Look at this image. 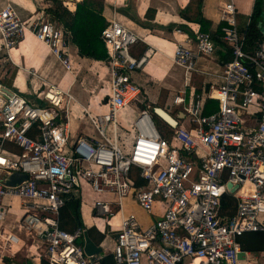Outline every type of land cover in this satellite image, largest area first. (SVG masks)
Wrapping results in <instances>:
<instances>
[{
  "label": "built area",
  "instance_id": "obj_1",
  "mask_svg": "<svg viewBox=\"0 0 264 264\" xmlns=\"http://www.w3.org/2000/svg\"><path fill=\"white\" fill-rule=\"evenodd\" d=\"M72 1L62 3L71 8ZM219 13L220 39L230 58L217 69L198 65L199 60L211 62L216 50L210 32L197 31L193 45H175L172 62L185 76L196 72L212 79L206 93H193L186 106L183 96L173 98L188 124L173 126L170 139L161 135L149 105L132 108L140 88L131 73L142 67L151 49L132 56L139 35L116 13L101 31L109 69L105 110L93 115L83 109L96 136L70 135L67 121L76 101L70 85L49 82L41 94L33 91L40 101L33 103L16 92L8 94L0 81V260L13 259L24 245V257L38 264L42 258L46 264L99 263L103 253L83 250L85 229L70 232L59 226L64 198L80 197L86 183L95 193L115 195L94 201L95 216L111 217L126 196L147 213L157 203L162 206L146 228L133 214L121 216L111 249L114 264H240L237 237L264 232V39L252 52L245 51L233 1L221 5ZM26 32L71 71L62 27L44 12L22 20L13 4L5 3L0 9L3 49L13 48ZM205 96L216 101L207 114L202 113ZM14 172L26 178L5 184ZM224 195L236 199L230 215L222 210ZM13 200L19 201L20 214L10 226L5 220Z\"/></svg>",
  "mask_w": 264,
  "mask_h": 264
},
{
  "label": "crops",
  "instance_id": "obj_2",
  "mask_svg": "<svg viewBox=\"0 0 264 264\" xmlns=\"http://www.w3.org/2000/svg\"><path fill=\"white\" fill-rule=\"evenodd\" d=\"M62 1V0H61ZM82 0H73L72 7L67 8L74 12L76 3ZM102 4L101 16L108 22V18L116 13V16L122 20L128 27L139 35V40L131 48V54L134 57H140L148 48L151 53L146 58L142 67L131 73L132 81L139 86V101L132 104L134 111L140 107L149 105L150 110L159 107L167 112L174 120L175 124H169L160 116L155 114L162 122V125L170 128L169 139L173 126L187 125L188 119L182 110L181 105L173 102L175 96H183L185 106L191 99L193 93L206 92L208 89L207 81L212 77L196 72L184 75L183 69L172 62V54L178 41L184 44H192L195 40V33L199 30V25L194 22L184 20L179 11L188 0H98ZM228 0H203L202 14L211 22L210 33H213L221 25L220 6ZM236 8V21L238 25L248 21L252 11L254 0H250V7L247 16H242ZM11 2L17 10L22 20L31 21L37 13L45 12L46 8L52 5L50 0H0V9L5 3ZM63 4V3H62ZM151 8L153 11L147 16L146 11ZM180 29V33L174 30ZM67 48L71 60V71L66 72L59 59L49 52L48 47L37 40L32 33L26 32L23 38L7 52L3 49V40L0 35V81L5 88L11 92H16L29 99L34 97V90H41L47 83H56L64 88V85H70V89L78 83L83 84L90 92L87 95V104H83L75 97V102L71 104L72 111L77 110L82 115L75 117L69 113L67 127L71 136L79 133H86L96 136L90 125L84 118L83 109L101 113V109L106 95L109 91V69L106 60H94L78 55L77 48L66 35ZM216 50L211 57V62L204 63L198 61V65L211 67L214 70L216 65L225 61L227 57L226 48L216 44ZM69 75L71 80L68 82ZM67 82V83H66ZM83 88V87H82ZM207 88V89H206ZM97 96V99L94 97ZM142 97V98H141ZM102 100V103H99ZM99 101V102H97ZM136 108V109H135ZM130 112V111H129ZM132 112V111H131ZM154 116V115H153ZM154 118V117H153ZM65 120L64 117L61 118ZM250 123L254 120L249 117ZM168 139V138H167ZM75 198H78L75 196ZM13 208H19V201L13 200ZM17 206V207H15ZM223 210V208H222ZM7 216L10 226L15 223L17 212L11 211ZM117 212V213H116ZM162 213L161 204H156L153 212H145L132 197L126 196L121 200V206L115 208V213L111 217H117L118 224L121 216L133 214L140 224L141 228H146L152 221L157 219ZM91 214L94 216L93 211ZM227 214V213H226ZM107 217V216H103ZM110 218V217H109ZM85 228V227H84ZM119 228V226H118ZM117 228V229H118ZM115 231H112L111 243L107 248L101 247V240L94 236L93 242L101 247L103 255L111 254L114 243ZM37 246V245H36ZM244 251V250H243ZM16 254L13 259H8L9 264H38L31 256ZM264 255V251L253 253L244 251L241 260H248L250 257L257 260ZM240 260V262H241ZM45 262L42 258L40 264ZM46 263V262H45ZM254 264V262H253ZM258 264V263H257Z\"/></svg>",
  "mask_w": 264,
  "mask_h": 264
},
{
  "label": "trees",
  "instance_id": "obj_3",
  "mask_svg": "<svg viewBox=\"0 0 264 264\" xmlns=\"http://www.w3.org/2000/svg\"><path fill=\"white\" fill-rule=\"evenodd\" d=\"M52 5L46 8L45 12L52 21L58 24L69 36V40L77 48L80 56L91 58L94 60H106L107 53L104 43L101 39V31L106 26L107 20L101 16L102 4L98 0H82L76 3L74 12L68 10L61 0H50ZM203 0H188L186 5L180 9L181 17L188 21L199 25L200 31H210L211 22L202 14ZM153 10L148 8L146 15L148 16ZM264 13V0H254L249 19L244 24L238 25L237 29L244 35V50L252 52L258 43L264 39L260 29L256 25L257 20ZM212 37L216 44L226 48L221 41L220 28L216 29ZM227 57L230 58L226 49ZM207 89V88H206ZM207 91V90H206ZM206 93V92H204ZM216 108V101L205 96L202 113L207 114ZM153 113V111H151ZM155 116V114H153ZM155 121V120H154ZM155 124L161 135L169 138L170 131L165 126ZM223 211L232 214L235 209L236 199L230 195H224L221 198ZM59 226L67 231H74L76 228H84L79 213V198L68 195L64 198V203L59 210ZM237 242L244 251L259 253L264 251V232L263 231H245L237 237ZM101 264H114L112 254H106L100 261ZM42 264H46L44 261Z\"/></svg>",
  "mask_w": 264,
  "mask_h": 264
},
{
  "label": "rangeland",
  "instance_id": "obj_4",
  "mask_svg": "<svg viewBox=\"0 0 264 264\" xmlns=\"http://www.w3.org/2000/svg\"><path fill=\"white\" fill-rule=\"evenodd\" d=\"M237 9L240 11L242 16H247L248 15V10L250 7V0H234ZM71 75H69V79L68 82L71 80ZM67 83V82H66ZM67 87V84L64 85V88ZM83 87V88H82ZM44 87L40 90V94L43 92ZM71 94L76 97L80 102H82L83 104H87V95H90L89 90L83 85L77 82V84H75L71 89H70ZM142 98V97H141ZM29 99L32 100L33 103H40L39 98H34L32 96L29 97ZM94 99H97V96L94 97ZM100 101V100H99ZM97 101V102H99ZM103 101L101 100L99 103H102ZM101 105V109H103L104 103L103 105ZM136 109V108H135ZM72 111V109H71ZM70 111V114H71ZM130 110H128L129 112ZM90 112L93 115H96L97 112H94L93 110H90ZM103 112V111H102ZM72 115L75 117L81 116L82 114L77 111L74 110L72 111ZM129 116H132V112H129ZM123 115H120V121H121V125H125L126 121L122 118ZM154 120L156 121V123H158L159 125H162L163 122L157 117V116H153ZM165 126V125H163ZM166 129H168L170 131V128L166 127ZM79 198V213H80V219L82 224L85 227V230L88 233V236L94 240V236H96L99 240H101V244H102V248L105 247L107 248L108 245H110L111 243V239H112V235L110 234L112 231H115V229L118 228L119 224H118V220L117 217H100V216H93L91 214L92 208H93V204L94 201L96 199H102V200H114L115 199V195L112 193H95L91 190V188L88 186V184L83 183V188L81 190V194ZM4 203H7V199L5 198ZM14 206L10 205L9 210L17 212V215L19 216L20 214V210L19 208H13ZM17 207V206H15ZM9 213H11L9 211ZM8 213V214H9ZM10 218L7 217V219L5 220V222L7 223L9 221ZM31 243L30 240H28L26 242V245H29ZM37 241H34V244H36ZM26 247L28 246H24L22 247V249H20L18 255H24L27 251H26ZM17 255V256H18ZM264 264V255H261V257L259 256L257 260L253 259L252 257H250V259L248 260H241L240 264ZM0 264H9L8 260L4 258H2V260H0Z\"/></svg>",
  "mask_w": 264,
  "mask_h": 264
},
{
  "label": "water",
  "instance_id": "obj_5",
  "mask_svg": "<svg viewBox=\"0 0 264 264\" xmlns=\"http://www.w3.org/2000/svg\"><path fill=\"white\" fill-rule=\"evenodd\" d=\"M256 25L258 26V28L260 29V32H261L262 36L264 37V13L262 14V17L257 20ZM3 89L8 94H11L12 93L7 88H3ZM153 111H154L155 114H157L163 120H165L167 123H169V121L164 116H162V112L164 114H166L165 111L161 110V108H159V107H154L153 108ZM25 178H26V174L20 173V172H14L13 174L9 175L6 178L5 184H7V185H15L16 183H19L20 181H22ZM228 186H230V184H228ZM234 188L235 187H232L231 190H234ZM83 250H84V252L87 255H91V254H94V253L101 252V247L99 245H97L95 242H93V240L88 236V233H87L86 230H84V232H83ZM242 256H243V251H241L239 253V257H242ZM96 264H101V263L99 262V263H96Z\"/></svg>",
  "mask_w": 264,
  "mask_h": 264
},
{
  "label": "bare ground",
  "instance_id": "obj_6",
  "mask_svg": "<svg viewBox=\"0 0 264 264\" xmlns=\"http://www.w3.org/2000/svg\"><path fill=\"white\" fill-rule=\"evenodd\" d=\"M161 110H163V109H161ZM164 111V110H163ZM166 114H164L163 112H162V116H164L168 121H169V123L170 124H172V125H174L175 124V122L172 120L173 118L167 113V112H165Z\"/></svg>",
  "mask_w": 264,
  "mask_h": 264
}]
</instances>
